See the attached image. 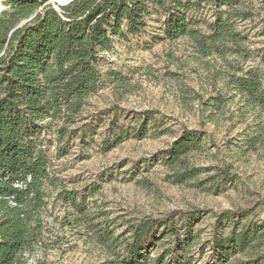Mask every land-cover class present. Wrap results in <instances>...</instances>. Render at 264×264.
<instances>
[{"label": "trees", "instance_id": "obj_1", "mask_svg": "<svg viewBox=\"0 0 264 264\" xmlns=\"http://www.w3.org/2000/svg\"><path fill=\"white\" fill-rule=\"evenodd\" d=\"M245 1L71 0L61 4L57 0H4L8 9L0 13V264H31L45 243L50 158L40 138L54 132L61 150L68 140H85L94 131L86 126L81 132L77 121L102 85L100 54L113 50L114 39L143 33L148 19L162 13L166 39L187 37L202 57L214 56L233 69L229 56L248 59L252 55L248 36L239 28V21L253 17ZM206 3L220 10L210 32L204 34L193 26L191 13ZM258 52L264 60V49ZM217 76H225L221 80L235 93L230 99L239 96L255 117V132L246 139L248 148L264 147V79L260 71L242 76L218 71ZM118 83L122 89L129 87L124 80ZM188 93L193 100L202 99L197 92ZM212 99L213 120L216 113H222L227 99L220 93ZM135 115L134 128L112 122L113 134L103 142L107 150L132 138L174 134L154 111ZM209 138L207 132L184 128L182 136L159 153L171 171L173 185L190 184L203 192L218 193L239 180L231 165L198 167L191 163V156L202 152ZM68 201L111 255L109 264H194L191 250L201 239L193 234V227L207 213L218 219L219 230L230 222L234 229L226 237L217 231L203 246L209 245L221 259L239 254L236 264H264V222L240 224L237 219L245 213L242 210L175 211L164 218L131 222L124 234L116 236L107 218L100 221V216H91L86 206L76 203L75 196L70 195ZM169 242L175 247L166 249ZM148 247L165 249L153 255Z\"/></svg>", "mask_w": 264, "mask_h": 264}, {"label": "rangeland", "instance_id": "obj_2", "mask_svg": "<svg viewBox=\"0 0 264 264\" xmlns=\"http://www.w3.org/2000/svg\"><path fill=\"white\" fill-rule=\"evenodd\" d=\"M57 1L62 4L63 0ZM244 5L253 17L239 21V28L248 36L247 48L252 55L248 59L229 56L233 69L214 56L202 57L187 37L166 39L162 13L148 19L143 33L114 39L113 50L100 54L102 85L77 121L81 132L86 126L94 131L85 140H68L61 150L54 132L40 138L50 158L47 231L45 243L31 264H109L112 260L79 220V213L68 201L70 195L86 206L91 216H100V221L107 218L116 236L124 234L131 222L164 218L171 212L186 213L193 208L216 213L242 210L245 213L237 219L240 224L264 222V147L258 144L249 149L246 143L255 132L256 120L239 96L230 99L235 93L221 80L225 76H217L218 71L242 76L259 70L264 79V60L258 52L264 49V0H246ZM7 9L0 0V13ZM219 10L215 4H203L191 13L193 26L209 33ZM118 80L126 81L129 87L120 88ZM188 92H197L202 99L193 100ZM219 93L227 99L226 107L212 120V98ZM147 110L156 112L174 134L132 138L115 149H106L103 142L113 134L112 122L134 128L135 114ZM184 128L210 135L204 150L191 156L193 165H231L239 180L228 183L218 193L203 192L190 184L173 185L171 171L158 155L182 136ZM218 222L207 213L194 224L193 234L201 239V244L191 250L194 264H236L241 258L237 254L221 259L209 245H202L217 231L222 237L231 234L232 222L222 230ZM174 247L171 242L165 245L166 249ZM165 248L148 250L156 255Z\"/></svg>", "mask_w": 264, "mask_h": 264}, {"label": "bare ground", "instance_id": "obj_3", "mask_svg": "<svg viewBox=\"0 0 264 264\" xmlns=\"http://www.w3.org/2000/svg\"><path fill=\"white\" fill-rule=\"evenodd\" d=\"M61 2H62V4H66L67 1H64V0H63V1H61Z\"/></svg>", "mask_w": 264, "mask_h": 264}, {"label": "water", "instance_id": "obj_4", "mask_svg": "<svg viewBox=\"0 0 264 264\" xmlns=\"http://www.w3.org/2000/svg\"><path fill=\"white\" fill-rule=\"evenodd\" d=\"M65 1H67L66 3H69L71 0H65Z\"/></svg>", "mask_w": 264, "mask_h": 264}]
</instances>
